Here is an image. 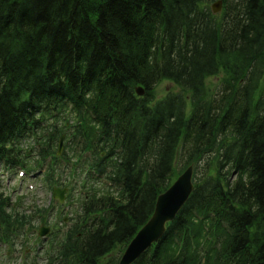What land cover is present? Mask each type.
Wrapping results in <instances>:
<instances>
[{"label": "trees", "instance_id": "trees-1", "mask_svg": "<svg viewBox=\"0 0 264 264\" xmlns=\"http://www.w3.org/2000/svg\"><path fill=\"white\" fill-rule=\"evenodd\" d=\"M214 1L0 0V167L31 169L23 140L69 112L35 168L50 161L53 190L58 159L76 158L92 193L47 264H119L190 165L189 200L132 264H264V0H222L218 14ZM164 80L180 91L156 98ZM67 131L70 160L57 156ZM10 208L0 198L7 243L32 224Z\"/></svg>", "mask_w": 264, "mask_h": 264}, {"label": "rangeland", "instance_id": "rangeland-1", "mask_svg": "<svg viewBox=\"0 0 264 264\" xmlns=\"http://www.w3.org/2000/svg\"><path fill=\"white\" fill-rule=\"evenodd\" d=\"M224 76L223 73H219L216 76L209 77L206 80V88L215 93L216 89H218V83ZM179 91L180 88L173 82L164 80L160 81L155 86L154 95L156 98H160L168 92ZM261 92H264V76L262 79V85L259 89V93ZM188 111H190V107H188ZM67 113L68 114L64 113L56 117L50 116L49 118H46L47 125L44 129L40 130L37 135L38 143L36 140L33 141L31 137L23 140V148L27 150V155H29L27 157L28 166L32 171H28L26 174L22 175L21 171L7 172L6 170H0V198L9 197L11 202L10 210L13 209L19 213H25L27 215L31 214L30 218H32V228L23 231L15 246L12 248L0 246V264H47L48 257H46V252L57 245L59 238L58 235L56 237V233L53 236L51 234L47 235L45 240L38 236V231L42 226V220L38 218L37 214L42 212H37V210L46 208V212L40 214V217H46L49 214L48 222L52 226V229L54 228L57 232L61 227L67 228V225L64 223L62 224L60 220H62V218L64 219L74 216L79 209L82 198L86 199L89 195L81 193L84 182L83 176H86L81 165L78 164V166L74 168L76 171L75 174H70L71 165L76 162V158L70 160L73 151L72 149L68 150L69 146L73 149L75 147V144L71 139L72 135L70 131H67L69 132L70 137L64 134V138L62 139V151L58 156L61 157L66 149L68 151L67 157L70 160V164L63 162L62 159L59 158L56 165L58 168V177H60L59 181L62 183V187L58 188H67L64 201L62 202L63 205L54 202L56 200L48 186V182L45 181V170H47V166L49 167V160H46V166L44 165L45 167L42 169L34 167V161L37 158L36 154L38 153V150L47 148L48 144H50L51 147L49 150L52 149L50 153L55 151L53 148L56 147L57 143L55 137H53V128L55 126L53 123H56V126L62 125L66 127L68 123L65 122V119H68L67 116L72 118L71 114H69V112ZM65 116L66 118H64ZM31 147L34 149L29 151ZM94 184L97 188L100 185H98L96 180H94ZM118 250H116L114 254H116Z\"/></svg>", "mask_w": 264, "mask_h": 264}, {"label": "water", "instance_id": "water-1", "mask_svg": "<svg viewBox=\"0 0 264 264\" xmlns=\"http://www.w3.org/2000/svg\"><path fill=\"white\" fill-rule=\"evenodd\" d=\"M220 8L221 3L217 2L213 5V12H218ZM137 92L138 94L143 93L140 88L137 89ZM61 148L62 140L60 142L59 153L61 152ZM192 178L193 166H190L157 198L152 216L128 244L119 264H132L164 235L167 222L174 219L193 191L194 184ZM63 193L64 191L56 189L54 197L62 201L64 197ZM47 232V228H41L39 235L44 236Z\"/></svg>", "mask_w": 264, "mask_h": 264}]
</instances>
